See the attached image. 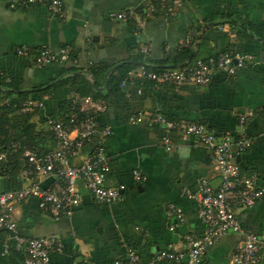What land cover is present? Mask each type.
<instances>
[{
    "label": "crops",
    "instance_id": "0c3cea01",
    "mask_svg": "<svg viewBox=\"0 0 264 264\" xmlns=\"http://www.w3.org/2000/svg\"><path fill=\"white\" fill-rule=\"evenodd\" d=\"M25 1L0 0V140L19 137L27 148L52 149L55 142L47 131L49 117L77 112L84 98L93 99L96 105L103 102L106 109L98 113V125L112 131L104 142L110 158L105 184L125 187L121 201L101 205L80 183L81 202L69 219L53 220L38 209L34 198L15 208L20 235L61 241V248L51 254L52 264H113L124 258L126 244L147 262L159 251L183 252L185 237L203 234L199 204L185 193L196 192L203 180L215 189L219 186L212 153L193 138H181L161 126L131 124L129 117L138 112L201 123L217 137L228 135L233 141L241 134L251 138L252 147L236 162L242 173H253L264 190V0H62L61 18L45 5H24ZM128 8L138 12L137 22L108 19L109 13ZM186 38L192 42L187 49L194 56L197 43L203 40L209 49L206 56L236 53L252 56L254 63L233 74L218 71L208 85L188 83L177 92L169 85L151 87L140 78L142 67L155 72L179 67H173L170 60ZM64 46L72 48V62L42 68L14 53L18 47L33 53L46 47L58 54ZM133 62L134 78L109 93L110 75ZM93 65L98 68L92 79L88 71ZM76 75L101 89L93 86L100 96L79 97L72 83ZM66 79L74 81L63 83ZM54 84L61 86L46 87ZM31 98L42 101L43 107L25 114L20 107ZM243 114L246 120L240 124ZM166 136L173 144L170 151L163 146ZM99 143L100 137H93L81 155ZM81 155L73 158L74 166L81 163ZM134 170L146 180L136 182ZM7 172L0 171V192L19 190L20 181L6 176ZM51 183L46 180L42 186ZM170 204L182 210L183 223L167 216ZM238 219L244 230L264 237V197L251 209L238 211ZM238 239L236 235L223 237L206 249L200 264H232ZM3 251L4 242L0 257L6 256ZM258 255L257 264H264V249ZM0 264L5 263L0 260Z\"/></svg>",
    "mask_w": 264,
    "mask_h": 264
},
{
    "label": "built area",
    "instance_id": "2783aa9c",
    "mask_svg": "<svg viewBox=\"0 0 264 264\" xmlns=\"http://www.w3.org/2000/svg\"><path fill=\"white\" fill-rule=\"evenodd\" d=\"M30 4L45 5L55 16H63L62 0L24 2V5ZM148 10L152 13L155 9L151 5ZM108 19L137 22L139 14L136 9L128 8L109 13ZM191 46V40L186 38L175 49L181 51ZM71 52L70 46L62 47L58 54L52 53L46 47L35 53L27 47L14 49L16 56L30 58L37 68L52 63H64L69 59ZM146 52L145 49L144 53ZM254 60L249 55L219 53L206 61L159 72L148 71L142 67L139 75L140 78L151 82L153 87L169 85L177 92L188 83L206 86L216 72L227 71L233 74L247 63H254ZM132 77L133 73L129 72L128 79ZM124 85L125 82L120 84L121 87ZM42 107V101L28 99L21 105L20 110L26 114ZM105 109V103L96 105L93 99L84 98L77 112L65 117L47 119V131L55 142L54 148H27L10 141L7 150L0 152V163L18 153L20 149L23 158L18 175L22 187L19 190L0 192V230L6 232L3 255H8L13 250L21 255V264H52L51 254L62 246L56 237L29 238L18 233L15 208L30 198L36 199L38 209L55 221L69 219L75 214L81 202L80 183L97 204L112 205L122 200L124 186L113 188L105 184L110 172V158L105 152L104 142L111 136L112 131L110 127L100 128L97 121L98 113ZM245 120L246 115L243 114L240 124ZM129 122L133 125L146 123L149 127L157 125L181 138H193L196 143L212 153L220 183L215 189L203 180L196 192L185 193V197L198 202L197 216L205 228L200 237H185V251H159L149 261L144 262L137 250L126 244L124 258L114 261L113 264H200L206 249L229 235L239 237L232 264H257L259 250L264 249V237L244 230L238 219V211L251 209L264 197V190L258 187L256 176L253 173H242L236 162L239 155L252 147V139L243 134L234 141L228 135L217 137L201 123L173 121L161 113L148 115L141 111L130 116ZM95 136L100 137V143L90 152L81 155L84 147ZM163 146L166 151L173 149V144L167 136L163 138ZM80 155L81 163L74 166L73 158ZM132 177L138 183L146 180L137 170L132 171ZM46 180H51L52 183L42 186ZM166 214L178 223L184 222L182 210L173 204L166 207ZM170 229L173 230V227Z\"/></svg>",
    "mask_w": 264,
    "mask_h": 264
},
{
    "label": "trees",
    "instance_id": "16d2710c",
    "mask_svg": "<svg viewBox=\"0 0 264 264\" xmlns=\"http://www.w3.org/2000/svg\"><path fill=\"white\" fill-rule=\"evenodd\" d=\"M259 31L262 33V30H259ZM192 52H193V50L191 48L190 49L186 48V49H183L181 51H174L173 52L174 58H172L170 60L171 63L173 64V67L186 66L187 64L185 62L188 61V60H189L188 64H190V65L193 62H196V61H199V60L200 61H206L207 59L217 55V54H210V55L206 56L208 54V52H209V49L205 46V43H204L203 40H201L199 43H197L196 55L193 56L191 59H189V57H190ZM235 54L232 53V55H235ZM69 61H71V60H69ZM134 64H135L134 62L133 63H129V64L126 63L123 67L119 68L117 71H115V73H112L110 75V80H109L110 86H109V89H108L109 93H114L115 91H119L120 90V88H119L120 84L122 82L128 81V73L133 70ZM93 66H91L90 70L88 71V74H90L92 76V79H93V77L96 76V73H97L96 69L98 68L95 65H93ZM69 70L73 71L72 68H69ZM74 78H76L75 81H74V79L73 80L72 79H69V80L66 79V80H63L62 82L63 83H70L71 81H74L72 83L75 84V86L77 88L75 90V92L78 94L79 97H83L84 98V97H87V96H91L93 98H97V97L100 96V93L93 91V84H91L88 80L84 79L83 77H81L79 75H76ZM93 82H95V81H93ZM145 82L148 83L151 87L153 86V84L151 82H149L147 80H145ZM59 86H61V85H59V84L46 85V87H48L49 89L50 88H54V87H59ZM44 90H46V89H44ZM31 99L36 100L35 98H31ZM73 113H75V111H73L71 113H68L67 115H63V116L58 115L57 117H65V116H69V115H71ZM10 141H14V142L20 143L21 146L25 145V141L21 140L19 137H10V138L7 137L5 139H1L0 140V152L7 150V146H8ZM19 159H20V162H19ZM9 161H10V163H9ZM6 162L7 163H3L2 162L0 164V171L3 172V170H4V172H7L9 170L7 172V174L5 173V175L10 177V178L18 179L19 171L21 169L22 162H23L22 149H20L18 153H16V154L12 155L11 157H9V159ZM8 163H9V169H8V167L6 168ZM5 236H6V232L3 231V230H0V245H2L3 242H5L4 241V237ZM0 260L3 261L5 264H9V261L11 263H13V264H21L22 257H21V255L19 253L11 250L8 255L0 257ZM144 262H146V261H144Z\"/></svg>",
    "mask_w": 264,
    "mask_h": 264
},
{
    "label": "water",
    "instance_id": "95a60500",
    "mask_svg": "<svg viewBox=\"0 0 264 264\" xmlns=\"http://www.w3.org/2000/svg\"><path fill=\"white\" fill-rule=\"evenodd\" d=\"M198 39V38H197ZM194 56V52H192L191 53V55H190V57H189V59H191L192 57ZM123 63H120V64H118V65H116V66H114L113 68H112V70L111 71H115V70H117L121 65H122ZM94 86V85H93ZM94 88L96 89V90H99V91H101V89H97L95 86H94Z\"/></svg>",
    "mask_w": 264,
    "mask_h": 264
}]
</instances>
